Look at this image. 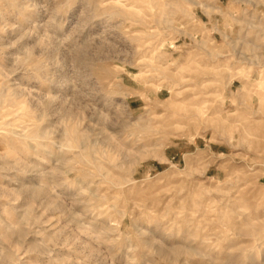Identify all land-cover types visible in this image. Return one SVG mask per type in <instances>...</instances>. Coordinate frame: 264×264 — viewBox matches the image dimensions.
<instances>
[{
  "label": "clouds",
  "instance_id": "1",
  "mask_svg": "<svg viewBox=\"0 0 264 264\" xmlns=\"http://www.w3.org/2000/svg\"><path fill=\"white\" fill-rule=\"evenodd\" d=\"M0 264H264V0H0Z\"/></svg>",
  "mask_w": 264,
  "mask_h": 264
}]
</instances>
